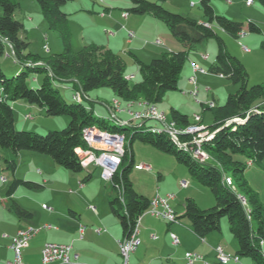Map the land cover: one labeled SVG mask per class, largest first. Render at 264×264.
Instances as JSON below:
<instances>
[{
  "label": "trees",
  "instance_id": "obj_1",
  "mask_svg": "<svg viewBox=\"0 0 264 264\" xmlns=\"http://www.w3.org/2000/svg\"><path fill=\"white\" fill-rule=\"evenodd\" d=\"M37 1L49 27L58 33L61 40L62 51L46 57L26 53L29 42L24 40L21 33L24 24L14 18L19 1L0 0V56L4 54L6 46L10 47L16 60L25 63L28 68L9 75L0 66V84L3 88L0 92V149L3 150L2 159L6 168L14 173L20 151L29 150L47 154L63 168L80 172L85 168L78 149L88 147L83 135L84 128L93 126L122 133L128 146L122 164L110 182L107 197L111 211L119 219L123 237H129L139 216L150 207L151 200L137 192L130 177L135 166L132 142L140 139L175 154L178 162L186 165L191 176L208 186L214 196L215 204L209 208H202L193 197H187L184 213L178 215V219L187 218L192 230L205 238L221 231L222 218L227 217L230 232L238 243L236 255L251 258L256 264H264V202L245 176L248 162L262 164L264 161V83L249 86L245 64L227 50L224 39L215 30V26H218L225 33L239 38L242 32H247L244 31V23L218 14L211 0H200L205 21L170 11L161 2L131 0L134 6L128 12L148 13L158 18L184 45L183 50L165 52L149 63L135 57L141 80L131 83L126 79V61L119 53L96 43L86 44L79 49L72 46L69 14L62 10V6L72 0ZM258 2L264 8V0ZM247 26L248 32L262 33L261 27L252 20L248 21ZM210 38H214L218 45L211 72L227 77L240 86L236 92L228 95L224 104H202L205 109L211 110L213 116V122L207 128L211 132L216 131L203 143V149L212 158L205 163L195 160L190 148H180L168 133H154L150 129L152 125L132 119L125 121L114 118L119 123H112L105 117L96 116L94 108L78 101L82 99L79 96H76V103L68 102L55 86L56 80L71 82L74 93L82 91L89 97L93 89L110 87L114 97L124 103L143 99L157 105L168 91L178 88L189 52L198 43ZM261 47L264 49V39ZM29 70L44 73L38 88L28 86ZM18 99L38 105L50 116L69 115L71 121L65 128L50 130L44 135L17 130L11 101ZM171 121L181 127L193 124L188 114L173 107ZM179 138L187 142L192 136L182 133ZM239 154L244 155L246 160L238 159L236 155ZM225 176L232 178L233 186L227 185ZM91 177L92 171H89L82 181ZM20 185L41 186L14 177L8 194L12 195ZM12 207L19 218H33L31 211L15 201Z\"/></svg>",
  "mask_w": 264,
  "mask_h": 264
},
{
  "label": "rangeland",
  "instance_id": "obj_2",
  "mask_svg": "<svg viewBox=\"0 0 264 264\" xmlns=\"http://www.w3.org/2000/svg\"><path fill=\"white\" fill-rule=\"evenodd\" d=\"M18 1L20 6L16 10L14 18L22 23L24 21L25 25L21 33L24 40L29 42L26 53L31 52L46 57L49 54L61 52L62 47L59 35L55 30L49 27L39 2L37 0ZM150 1L161 2L164 7L170 11L190 15L198 20H205L200 0H195L197 2L195 6L192 5V0ZM246 1L247 0H211V3L218 14H223L230 19L242 21L244 23V31H247V36L245 37L240 36L239 38H235L222 31L218 26H215V30L224 39L227 50L245 64L249 73L248 84L251 86L264 83V49L261 47V42L264 39V8L260 5L258 0H254L255 3L253 7H248ZM133 6L134 4L131 0H72L62 6V10L69 14V22L73 34L72 46L75 49H79L84 44L94 41L100 46L119 53L126 61V77L130 75L132 77L134 76V79L130 81L131 83L141 80L140 69L135 57L145 63H149L151 60L161 57L163 53L169 52L168 40H172L175 45L180 44L184 47V45L172 35L166 24L158 18L148 13L136 14L128 12ZM125 12L129 13L127 17L124 15ZM1 14L2 9L0 7V15ZM249 20H255L261 27L262 33L248 32L247 25ZM130 31L134 32L133 38L129 36ZM158 39L163 42V45L155 44V41ZM45 45L47 47H45ZM58 46L61 47L60 51H57L58 49L56 50ZM244 46L249 47L250 52H245L243 49ZM202 52L209 54L210 59L201 60L198 54ZM217 52L218 45L214 38L206 39L198 43L189 52L188 59L180 75L178 88L168 91L161 102L156 105L158 110L165 113L168 121L171 120V106H177L187 110L192 120H195V115L200 117L201 125L203 124L201 115L205 114V125L211 124L213 121L212 112L209 109H205L202 104H224L228 95L238 90L239 84L234 83L227 77H220L218 74L211 72ZM192 59H194L201 68L207 71L205 75H197L198 92L196 94H194L196 87L190 81L192 75L190 69ZM196 59H198V61ZM0 66L9 75L15 74L19 69L20 72L23 68L28 70L26 64L16 60L13 50L7 46L4 54L0 56ZM43 77L44 73L29 70L27 78L28 86L38 88L42 83ZM55 86L59 88L62 96L68 102H77L78 99L76 95L74 97V90L71 89V82L56 80ZM208 88L210 89L208 90ZM89 94L91 95V99L89 98L90 100L82 98L78 101H83L86 107L94 108L96 116L105 117L112 123L119 122L114 120V114L110 111L108 105L113 106L114 103H116L115 101L118 100L120 106L124 108L129 106L128 103H124L120 99L115 98L113 90L110 87L96 88L90 91ZM143 101V99H139L130 102L131 108L133 110L146 109L148 105L145 104L146 101ZM11 103L14 108L15 127L17 130H28L44 135L50 130H61L65 128L71 121V117L66 114L56 116L47 115L45 110L41 109L38 105L30 104L24 99L14 100L11 101ZM26 114H31L32 117L27 119L25 118ZM117 116L119 118H124L125 114L117 113ZM150 125L157 127L162 124ZM207 130L209 129L206 126L204 131ZM187 134L192 136V133ZM127 146L128 141L126 147ZM132 149L135 157V166L131 171L130 177L139 194L151 199L158 194L157 192L169 190L174 191L177 197L176 191L185 188L184 190H187L188 193L202 205L207 204L208 198H214L210 188L200 184L191 176L186 165L178 162L175 154L160 150L154 145L141 141L140 139H135L132 142ZM23 153H28V150H24ZM34 153L37 157L34 158L33 164L30 166L31 163H28L25 159L24 163L16 170L15 174L11 169L6 168L0 156V162L2 163V166L0 163V236L3 233L8 234L9 231L13 229L12 226L6 224L11 223L10 220L12 217L14 219H19L16 211L12 207L14 201L33 213V219L36 222L34 226L39 230L40 237L48 234L51 229L49 228L50 224L52 227L60 225L61 229L68 224L71 218L70 215L66 213V210L72 204H76V206L80 208L79 210L84 220L85 218L92 220V217H97L98 215L103 217L102 223L95 220L90 221L91 223L93 222L96 225L102 226V228H110L109 226L113 223H119L118 217L113 214L108 203L107 192L111 183L103 179L99 167L91 165L88 169L74 172L56 164L47 154ZM1 154H3L2 149H0V155ZM236 157L241 160H246L244 155L239 154L236 155ZM142 163L152 165L153 171H146L143 167H138ZM253 165V167L247 166L245 176L264 201V170L260 166L262 165L260 163L256 162ZM38 170L42 171L41 175H43V177L49 179L48 183L27 178L32 176L30 171L40 178V174L37 173ZM89 171H92V177L84 182L87 188L80 191L78 182L81 179L83 180L85 176L88 175ZM159 174H161V177H159ZM1 176H4L7 180L2 181ZM14 177L28 179L40 183L41 186L28 187L20 185L14 191L13 195H9L8 188ZM42 179L41 177V180ZM73 189L74 192H72ZM178 197L176 207L180 212L184 208L183 204L185 198L179 195ZM43 202L47 206L52 207L53 210H45L42 207ZM90 206H95L97 212L90 209ZM52 214L53 217L51 216ZM95 217L93 219H95ZM180 219L184 220L185 217H181ZM160 221L166 222L162 218H160ZM184 226L186 227V225ZM154 233H156V231H154ZM159 233L160 236L164 237L162 232ZM185 233L186 231L183 229L181 232H178L177 234L181 244L178 247L172 246L174 249L181 250V254H183L179 264H186V259L184 258L186 251L198 252L196 250L204 249L200 237L193 235V237L188 236L185 238ZM215 234L218 235L222 246L227 252L232 255L237 253L238 243L230 232L227 217L222 218L221 231L215 232ZM50 237L60 238V234L51 232ZM142 238L143 237H141V239ZM165 238H167L166 235L164 239ZM142 246L143 244L140 246V250H142ZM135 258L134 254H132L130 264H140V262L135 263ZM215 258L216 256L214 259ZM233 261L239 262L240 257Z\"/></svg>",
  "mask_w": 264,
  "mask_h": 264
},
{
  "label": "crops",
  "instance_id": "obj_3",
  "mask_svg": "<svg viewBox=\"0 0 264 264\" xmlns=\"http://www.w3.org/2000/svg\"><path fill=\"white\" fill-rule=\"evenodd\" d=\"M254 3H255L254 0H253L252 4H247V1H246V5L248 7H253ZM215 11H216V9H215ZM219 13H224V12H219ZM200 21H205V20H200ZM252 21L256 22L255 20H252ZM23 24H24V21H23ZM243 36L245 37L247 35H241V37H243ZM168 42H169V47H168L169 51H180V50L184 49V47H182L178 43H177L178 45H175V43H173L172 40H168ZM90 43H96V42L91 41V42L86 43V44H90ZM171 43H173V44H171ZM86 44H84V45H86ZM161 45H163V42ZM56 50L60 51L61 47L58 46V48H56ZM49 51H50V49H49ZM204 55H205V53H203V52L198 54V56L201 60H209L210 59L209 54H207L208 55L207 58H204ZM196 60L198 61V59H196ZM193 65H199V64L196 63V61L194 59H192V65L190 66L191 71H192ZM193 73H194V71H193ZM197 75L199 76V75H205V74L198 72V73H196V76ZM219 76L221 77L222 75H219ZM129 77H132V76L130 75ZM2 89H3L2 85L0 84V92H2ZM209 89L210 88H208V90ZM90 99H91V95H90ZM172 107L179 109L182 113L188 114L187 110H184V108L182 109V108L177 107V106H171V108ZM124 114H125V117L121 118V119H123V120L129 119V116L126 113H124ZM195 114H197V113H195ZM201 116H202V120H203V125H205L204 120H205L206 116H205V114H203ZM190 119H192V118H190ZM209 125L210 124H207L205 126H209ZM23 151L24 150L20 151V153H19L17 169L24 163L25 159L28 161V163H31L30 164V166H31L34 162V158L37 157V155H35V153L33 151L28 150V153H23ZM0 156L2 158V154ZM253 164L254 163L248 164V165L253 167L254 166ZM1 166H2V163H1ZM260 166L264 170V161H263L262 165H260ZM151 171H153V170H151ZM15 172H14V174H15ZM37 173L40 174V178L38 176L34 175V173L31 171H30V174L32 176L27 177V178L42 181L44 183L49 182V179H47V178L43 177V175H41L42 172L39 173L37 171ZM41 177L43 178L42 180H41ZM6 180H7V178H6ZM24 180H28V179H24ZM29 181H31V180H29ZM81 181H82V179L79 180V182H78L79 183L78 188L80 191H83L87 188V186L83 182L84 186L81 187L80 186ZM35 183H37V182H35ZM37 184L41 185L40 183H37ZM70 189H72V188H70ZM184 189L183 190L179 189L176 191L177 197L172 202V205H173L174 209L176 210L177 215L184 213V208L182 211L179 212L178 208L176 207V203H177L178 198H179L178 195L182 196V198H185V200L187 197H193L191 194L188 193L187 190H184ZM69 192H70V190H69ZM72 192H74V189ZM168 192H174V191L166 190V191H162V192L159 191L157 193L165 194ZM180 199H181V197H180ZM207 201H208L207 204H203V205L200 204L199 202H197V203L202 208H208V207H211L212 205L215 204L214 198L213 199L208 198ZM42 204H45V203L43 202ZM183 205H185V202ZM79 209L80 208L78 206H76V204H72L67 208L66 213L68 215H70L71 220L69 219L68 224L65 225L63 229H61L60 225H58L56 227H52L50 224L49 228H51V229L47 235H43V237H40L39 236L40 232L38 231L30 239L28 247H26L24 250V261L26 264H43L41 251H42L44 244L49 242V241L73 244L74 247L76 248V250L80 253L81 261L84 262L85 264H121L122 263V257L120 255L119 244H118V241L123 238V231H122L120 224L119 223H113L112 225L109 226L110 228H105V227L102 228V226L96 225L93 222L91 223L90 221L95 220L99 223H102L103 217H100L98 215L97 217L94 216L95 219H93L94 217H92L91 218L92 220H88L86 218L84 220ZM45 210H48V209H45ZM52 210H53V208H52ZM52 210H48V211H52ZM53 214L51 215L52 217H53ZM64 214H65V212H64ZM67 218H69V217H67ZM184 220L179 218L178 223H169L166 220H165L166 222H162V221H160L159 217H155V216L150 215V214L143 215L141 218V223H140V235H139L140 244H139L138 248L136 249V251L134 253H132L136 257L135 263L140 262V264H179L181 258L183 257V254H181V250L174 249V248H172V246L178 247L181 244L180 238H179V244L178 245L173 244L171 236H170V232H174L177 234L178 232H181V230L183 229L186 231L185 238H187L188 236L193 237V235L198 236L192 230L190 222L188 221V219L185 218ZM10 221H11V223H6V222L5 223L12 226L13 229L11 231H9V233L6 234V236H5V233H3L0 236V264H7V261H9L13 256V251L11 249V243H12L13 235L21 228L36 225V222L34 221L33 218H31V219H25V218L14 219L12 217ZM84 221L85 222L87 221L86 222L87 224ZM83 223H85V224H83ZM184 225H186V227ZM81 227H83V234H82ZM97 228L106 229V231L98 233V232H96ZM154 231H156V233H154ZM51 232H57L58 234H60V238L50 237ZM159 232H162L164 237L166 235L167 238L164 239L163 236H160ZM144 234H145L146 238H145ZM153 235H155L156 237H153ZM141 237H143V238L141 239ZM162 238H163V240H162ZM200 239H201V242L203 244L204 249L203 250H196V251H198L202 255H205L204 257L209 262V264H215L216 258L214 259V257L216 255H215L214 248L218 244L222 245V243L220 242L221 240L219 239L218 235H216L215 233L208 235L207 237L204 238V240H202L201 237H200ZM142 244H143L142 250H140V246ZM132 254H131L130 260L127 264L131 263ZM184 258H185V254H184ZM242 259H243V261L244 260L245 261L243 262ZM48 264H57V262H51ZM196 264H204V263L202 261H199ZM229 264H256V263L251 258L249 259L248 257H240L239 262L231 261Z\"/></svg>",
  "mask_w": 264,
  "mask_h": 264
},
{
  "label": "built area",
  "instance_id": "obj_4",
  "mask_svg": "<svg viewBox=\"0 0 264 264\" xmlns=\"http://www.w3.org/2000/svg\"><path fill=\"white\" fill-rule=\"evenodd\" d=\"M191 3L193 4V6L197 4L195 0H192ZM252 3L253 0H247V4ZM128 14V12L124 13L126 17L128 16ZM241 35H247V32H242ZM129 36L133 38L134 32L130 31ZM155 44L161 45L162 41L158 39L155 41ZM45 47L47 46L45 45ZM243 49L246 52H250V48L247 46H244ZM202 70L204 72H207L203 68ZM133 78L134 76L126 77V79L128 80H132ZM190 81L196 87L194 92V94H196L198 92V87L197 80L194 79L193 66ZM74 95L80 96L81 98H90L82 91H76ZM108 108L111 112L126 113L129 116V119L138 120L141 123L162 124V130L172 131L178 138L180 137V134H182L176 133L175 129L171 128V123H167L163 111L149 108V103L148 109H146L145 111H132L131 107L124 108L120 106L117 102L114 103L113 106L108 105ZM31 117V114L25 115V118L27 119ZM194 119L195 120H192L193 129L187 132L192 133V138L187 142L180 140V138L179 140L182 145H186L188 148H190L193 154L200 156L204 160L203 143L207 139L211 138L216 131H204L206 126L200 124V117L195 115ZM83 135L88 147L86 149H79L81 151H86V156L89 159L90 166L94 165L95 167H99L101 169L103 177H110L111 179H113L114 174L117 172L120 165L122 164L123 157L126 152L127 140H124V138L122 137V133L112 132L109 130L101 129L99 127L84 128ZM205 161L207 162V160ZM248 164H251V162H248ZM138 167H144L147 171L153 170V167L150 164L142 163ZM38 172L41 173L42 171L38 170ZM1 180L5 181L4 176H1ZM227 185L230 187V184ZM80 186H84L83 181L80 182ZM175 198L176 195L174 192H168L165 194L158 193L153 198H151L150 207L141 216H139L132 234L129 237H123L118 241L119 251L122 257L121 264L128 263L131 254L136 251L140 244V223L143 215L150 214L155 217L162 218L169 223L179 222L177 212L172 205V202ZM42 206L45 209L52 210V207H49L46 204H42ZM90 209H92L94 212L97 211V208L95 206H90ZM81 229L83 234V227H81ZM38 231L39 230L34 226H27L18 230V232L12 237L11 249L13 251V256L9 261H7V264H26L24 261V250L26 247H28L30 238H32ZM105 231L106 229L102 228L96 229V232L98 233ZM170 236L173 244L178 245V235L174 232H170ZM153 237L156 236L153 235ZM202 240H204V238H202ZM215 250L216 258H221L224 264H229L231 261L237 260L239 258L238 255H232L231 253L227 252L222 245H216ZM41 253L43 264H48L51 262H57V264H85L81 261L80 253L76 250L73 244L47 242L44 244ZM185 259L186 264H196L199 261H202L204 264H209L205 257H200L199 252L187 251L185 253Z\"/></svg>",
  "mask_w": 264,
  "mask_h": 264
},
{
  "label": "bare ground",
  "instance_id": "obj_5",
  "mask_svg": "<svg viewBox=\"0 0 264 264\" xmlns=\"http://www.w3.org/2000/svg\"><path fill=\"white\" fill-rule=\"evenodd\" d=\"M231 1V0H230ZM193 5V4H192ZM208 56L207 55H204V58H207ZM193 71H194V79H196L197 80V76H196V73H198V72H201V73H203V74H206L207 72H204L203 70H202V68L199 66V65H193ZM119 105H120V103L118 102V100L116 101ZM132 102V101H131ZM144 102V101H143ZM145 104H147L148 105V102H145ZM128 107H131V105H130V102L128 103ZM211 105H214L213 103L211 104ZM149 108H152V109H158L157 108V106H156V104H151V103H149ZM146 109H148V106L146 107ZM146 109H136V110H133L132 108H131V110L132 111H145ZM113 114H114V118H116V119H119L116 115H117V113H115V112H113ZM164 117L166 118V120H167V117H166V115H165V113H164ZM128 121V120H127ZM138 121V120H137ZM167 123H171V128H174L175 129V132L176 133H187L188 131H191L192 129H193V124H189V125H187V126H185V127H181V126H178L175 122H173V121H168L167 120ZM93 126H89V127H86V128H92ZM151 131L152 132H154V133H159V132H166V133H168L174 140H175V142H176V144L180 147V148H184L185 150H189V148L186 146V145H182V143H180V140H179V138L178 137H176L175 136V134L172 132V131H164V130H162V125L161 126H157V127H155V126H151ZM122 137L124 138V140H126V137L122 134ZM78 152H79V155H80V157H81V163H82V166L85 168V169H88L89 167H90V162H89V159L87 158V156H86V151H81L80 149H78ZM190 152H191V154H192V156H193V158L195 159V160H197L198 162H201V163H205L206 161L205 160H207V161H210L212 158H211V156H210V154L209 153H207V151H205L204 149H203V157H204V160H203V158H201L200 156H197V155H195V154H193V152H192V150L190 149ZM251 164H252V162H251ZM144 168V167H143ZM145 169V168H144ZM101 175H102V173H101ZM102 177H103V175H102ZM5 180H6V178H4ZM103 179L104 180H106V181H108V182H112V180L113 179H111L110 177H103ZM224 180L226 181V183L227 184H230V186H233V180H232V178L231 177H229V176H225V178H224ZM31 239V238H30ZM64 244H69V243H64ZM214 250H215V248H214ZM215 255H216V250H215ZM200 257H204L203 255H200ZM128 262H129V260H128ZM215 264H224L223 263V261H222V259L221 258H216V262H215Z\"/></svg>",
  "mask_w": 264,
  "mask_h": 264
}]
</instances>
